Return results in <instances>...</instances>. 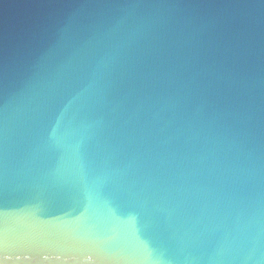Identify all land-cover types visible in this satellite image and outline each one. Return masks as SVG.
Listing matches in <instances>:
<instances>
[{
  "label": "water",
  "instance_id": "water-1",
  "mask_svg": "<svg viewBox=\"0 0 264 264\" xmlns=\"http://www.w3.org/2000/svg\"><path fill=\"white\" fill-rule=\"evenodd\" d=\"M0 264H264V0H0Z\"/></svg>",
  "mask_w": 264,
  "mask_h": 264
}]
</instances>
